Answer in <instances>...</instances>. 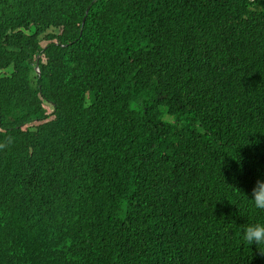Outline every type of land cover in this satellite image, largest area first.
Wrapping results in <instances>:
<instances>
[{
    "label": "trees",
    "instance_id": "trees-1",
    "mask_svg": "<svg viewBox=\"0 0 264 264\" xmlns=\"http://www.w3.org/2000/svg\"><path fill=\"white\" fill-rule=\"evenodd\" d=\"M257 178L264 0H0V264H264Z\"/></svg>",
    "mask_w": 264,
    "mask_h": 264
},
{
    "label": "clouds",
    "instance_id": "clouds-1",
    "mask_svg": "<svg viewBox=\"0 0 264 264\" xmlns=\"http://www.w3.org/2000/svg\"><path fill=\"white\" fill-rule=\"evenodd\" d=\"M87 11L88 10H86V12ZM83 20L81 22V26H83ZM42 43H44V45L46 44L44 41H42L39 46L41 48H45V46H42ZM34 60L35 63L33 69L34 72L39 76L40 64L44 65L46 63V58L44 56L36 54L34 55ZM78 77L81 80L86 78V70H80L78 73ZM38 97L42 101L41 105L45 110V114L49 116V118H47L43 122L54 119L55 114L53 104L43 100L41 96ZM45 106L50 108L51 111L49 113H47ZM246 197L251 201V204L255 208L264 210V178L256 179L254 185L250 190V195ZM240 239L249 246L253 245L257 249L258 253L264 254V223L256 222L243 225L240 233Z\"/></svg>",
    "mask_w": 264,
    "mask_h": 264
},
{
    "label": "rangeland",
    "instance_id": "rangeland-1",
    "mask_svg": "<svg viewBox=\"0 0 264 264\" xmlns=\"http://www.w3.org/2000/svg\"><path fill=\"white\" fill-rule=\"evenodd\" d=\"M42 46H44V43H42ZM45 109H46L47 113H49L51 111L50 108H48L47 106H45Z\"/></svg>",
    "mask_w": 264,
    "mask_h": 264
}]
</instances>
